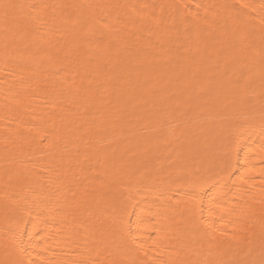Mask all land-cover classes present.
Segmentation results:
<instances>
[{"label": "bare ground", "instance_id": "bare-ground-1", "mask_svg": "<svg viewBox=\"0 0 264 264\" xmlns=\"http://www.w3.org/2000/svg\"><path fill=\"white\" fill-rule=\"evenodd\" d=\"M0 264H264V0H0Z\"/></svg>", "mask_w": 264, "mask_h": 264}]
</instances>
